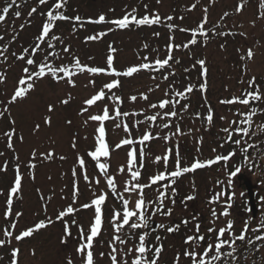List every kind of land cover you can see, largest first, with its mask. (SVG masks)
<instances>
[{"label": "snow or ice", "instance_id": "1", "mask_svg": "<svg viewBox=\"0 0 264 264\" xmlns=\"http://www.w3.org/2000/svg\"><path fill=\"white\" fill-rule=\"evenodd\" d=\"M161 0H157L160 3ZM247 0H239V3L235 6V13L240 14L244 11ZM200 3V0H195L187 9L188 12L195 10ZM215 0H209V4H214ZM39 6H45L46 11L39 14L44 17L39 34L36 35L34 43L25 47L19 54L12 51L9 53V48L18 37V33L14 31L11 39L7 43L0 44V63H7L9 56L15 57L16 60L22 61L23 65L21 69V75L18 77L16 84L10 94L7 91L0 99V120L8 118L10 127L3 132V138L5 139V147L14 153L13 159L15 164V178L11 187L8 190V195L5 201L6 207L4 211V219L10 221L0 230V249H6L11 247L10 260L8 264H21V249L19 247H12L13 240L16 243L24 240L25 238L32 237L35 233L42 229H46L56 221L63 223V236L61 237V243L66 244L68 238L72 237V227L75 226L78 231L76 240L78 241L76 247V254L81 257V264H96L95 253V241L102 234L105 229V208L110 198L116 200L119 204L117 207L115 204L112 207L110 218L107 220V224L111 228V238L107 242L108 251L100 252L99 255L103 258L107 255L110 264H160L162 253L165 251L163 244V237H161L157 230H163L169 234L178 233L181 227L187 228L190 224L194 223V227L189 229L191 234H185L183 240L182 250L175 253L172 264H182V260H187L188 264H246L249 255L252 252H258L261 247H264V243L258 244V242H264V217L258 223L257 227H253L251 220L255 218L254 208L244 207L243 211L248 213L247 218L244 220V227L239 234L235 233L234 224L235 221L229 217L232 216V209L237 198L234 188V179L241 173L242 168L239 166L234 167L233 170L228 172L227 187L222 188L221 191L216 192L208 200L210 206V220L209 226L203 229V223L199 220V217L195 214L191 219L185 217L178 223L173 222L171 224L156 223L155 218L165 217L170 218L174 213V208L177 203L176 197L178 195L177 187L175 186L177 180L187 173H194L198 169L212 166L219 162H224L225 165L237 154L236 150L228 152L227 154H216L214 158L206 161L200 158H194L190 164H183L180 156L179 146L175 150V162L172 170L169 171V161L173 156V149L171 147L166 148L163 155L156 156L153 163L159 165L163 164V171L149 175L146 181H143V170L146 168L145 148L149 142L156 139H164L165 142H169L173 136H183L185 133L181 130L179 124L175 125V131L170 135L159 137L154 135L150 130L151 128L160 127L162 129H168L172 127V119L180 117L182 115L181 109L177 106L180 105L181 100L189 99V94L198 90L202 95L208 91V76L209 66L206 59H196L190 68H185V73H190L197 69L198 66V85H194L189 80L187 86L183 87V90H179L175 82H171L167 85V90L163 92V96L156 103L149 101V93L160 89L161 84L156 83L155 88H149L147 92H140L139 96L131 95L128 97L130 102L135 103L138 99L149 101L148 109L156 110L153 114L147 115L146 110L140 111H122L121 106L124 103L122 95H118L114 90L122 88V80L120 78H131L136 74L144 71L150 73H162L160 79L162 81H169L170 77L176 75L174 70L164 72L165 69H172L173 63L179 64L180 61L173 55L174 51L183 49H190L192 46L202 43L207 46L209 40L212 37H227L234 36L237 33L232 31H218L222 25L220 23L213 24L211 29L206 26L209 23V7L206 5L203 8V17L199 23L193 28L180 27L172 21L179 19L183 21L185 17L183 15L174 17L172 15L161 16L159 12H148V5H144L145 14L138 16V8L133 7L130 11L125 10L124 14L119 18L108 19L105 14L101 13L97 18L91 17L83 18L79 14L69 16L65 14V9L68 5V0H55L50 7L49 0H37ZM13 8L16 9L14 16L20 18L22 13L20 11L21 4L17 0H6L4 6L0 7V23L6 21L7 16ZM260 13L258 19H264V0H260L259 4ZM39 11L38 7L33 6L28 11L27 15L32 17ZM110 11H114L110 9ZM230 13L225 11L220 17V21L229 17ZM68 21L73 23L72 31L75 33L79 28H83L85 24H110L113 28H109L107 31L97 32L85 37V42L101 40L108 32L114 29H129L132 26H153L163 25L167 27L169 31L168 43L166 44L165 55L161 58L157 56L155 59L150 60L148 56L142 57V62L138 64L130 65L123 70H118L115 67V61L118 50L111 44L108 46V54L106 57V66H92L88 63H82L79 56L72 54L71 46L65 45L62 36L57 35L54 29L57 27L58 22ZM255 26V20L253 21ZM25 27L24 24L20 25L21 30ZM242 27V26H241ZM175 31L183 33H190L191 39L186 43L176 44L175 36L172 34ZM240 36H246L244 32L238 33ZM154 36L159 37L160 33H153ZM5 36L0 35V41H4ZM57 42L62 45V48L57 50ZM225 45L221 44L220 48L224 49ZM144 48L147 49L148 45L145 44ZM238 51H241L238 49ZM41 55V59L37 60V55ZM70 59L65 62L66 58ZM255 52L252 48H248L246 52L240 56L242 64V77L240 83H245L243 75H247L249 72L248 62L253 61ZM92 59L91 57L89 58ZM57 61H59L57 63ZM87 73L91 77L98 75H106L114 77L109 82L104 83L98 90H95L89 97L85 98L82 102V107L79 110L80 115L88 114L84 120V124L87 125L89 121L97 122L98 126L95 129L94 134V146L87 151V157L90 158L98 169L99 176L94 179H90L88 175V168L84 156L77 155V164L83 173V179L90 186L92 184L100 185L102 176L106 183L108 191H98L93 193V197L90 202L84 203L77 207V201L80 196V190L78 182L75 180L77 170L74 167L72 169L73 175V191H72V203L67 205L63 210H60L55 215V221L51 217H45L38 222H35L32 226L26 227L24 230L16 233V228L19 223V218L23 215L21 212L13 213L14 199L22 198L19 193L22 190V181L24 179L21 173L22 162L20 157L15 155L16 148L14 140H18L20 143L24 142V135L18 132L16 128V120L12 117L11 106L18 104L28 98L29 94L36 90L37 82L46 78H51L52 81L59 84L64 82L67 86L75 88L76 79L80 74ZM152 80H156V75L151 76ZM7 80V74L5 71H0V84H4ZM247 88L242 89L240 94L233 95L231 98H226L220 101L221 104L234 105L239 104L248 108L247 112H237L235 115L241 116L242 119L227 121L226 117L221 116V120H225L229 127L221 129L225 133L224 143H232L236 146H240L242 139L249 136L251 131V125L253 123V117L257 113H264V109L252 106L255 102H264V90L257 83V78L252 75L247 81ZM87 86H91L96 89V80L89 79ZM71 93H67L63 98L53 99L46 105L47 115H44L41 122H35L32 127V134H38L41 131V123L47 127L52 126V115L56 111L57 105L67 106L72 100ZM205 102L207 103V97L204 95ZM109 103H104V101ZM102 103L103 107L96 114L89 113V109ZM190 105L185 103L181 106L182 111L186 112ZM143 116V120H135L133 126L139 128L141 124H148L149 129L145 130L138 138H133L132 131L127 122V118ZM196 118H200V113H196ZM204 119L209 125L212 124L214 119V110L211 105H207V116ZM166 121L157 125V121ZM107 121H120L115 124L116 128H122L125 133V138L121 139L114 146L110 145L107 140V131L105 122ZM66 124L71 125L72 121L66 120ZM247 124L248 127H242L241 125ZM260 130L264 132V124L260 125ZM238 135L241 138L233 140V135ZM201 137L198 143H202ZM246 144V141H245ZM136 145H139L137 148ZM73 149L77 147V140L74 137L71 143ZM128 147V151L125 154V162L122 163L117 173L110 171V159L114 151L121 148ZM223 147V144L221 145ZM254 147V145H247L246 147H240V153L243 154L244 160L248 161L247 152L248 148ZM199 152L200 149L197 148ZM216 152V149H213ZM5 155L4 152H0V156ZM55 157V153L52 150H46L44 152H38L33 150L30 154V159L27 162V167L32 173L31 178L35 179L34 170L37 167L36 161L52 160ZM66 157L60 156L63 160ZM8 161L5 160L0 165V172H7ZM118 176H126L127 178L121 183ZM218 184L223 182L217 181ZM148 190L154 193V198L149 197ZM193 192H195V184L193 182ZM3 193L0 192V195ZM240 197L243 198L245 193L241 192ZM196 197L194 194L186 195L180 202L184 207H187V201H192ZM41 199H44L41 195ZM51 199L50 197L48 198ZM264 200V198H262ZM169 203L172 207H169ZM219 204L221 206L218 211L214 205ZM81 209L93 210V217L85 230L84 225L80 224L76 219H67L68 217H74L75 214ZM45 212L47 206H44ZM14 216V218H12ZM229 218L222 225L220 224L221 218ZM11 218V219H10ZM203 229V230H202ZM255 233L253 237H249V233ZM153 233L155 235V242L149 243V239ZM213 234L214 237H213ZM239 242V243H238ZM247 245L244 251H241L242 245ZM31 255H35V250ZM4 256L0 255V262L4 261ZM67 264H75L73 257L67 258ZM255 264V262H253ZM264 264V261H262Z\"/></svg>", "mask_w": 264, "mask_h": 264}, {"label": "rangeland", "instance_id": "2", "mask_svg": "<svg viewBox=\"0 0 264 264\" xmlns=\"http://www.w3.org/2000/svg\"><path fill=\"white\" fill-rule=\"evenodd\" d=\"M195 0H161L157 3V0H68V5L71 6L73 16L79 14L83 18L91 17L97 18L99 14L103 13L108 19L119 18L124 14V11L131 10L133 7L138 8V16L145 12L144 5H148L149 10L157 8L155 12H159L161 16L172 15L179 17L183 15L185 19L183 21L176 19L171 23H175L180 27L193 28L195 27L201 18L203 17V8L207 5L209 7V23L206 26L211 29L213 24L220 23L222 27L217 29L218 31H232L237 33L234 36L227 37H212L207 46L202 43L195 45V48L186 49L187 55H182L183 48L176 50L175 54L179 57L180 63L176 65L179 70L184 71L185 68H190L196 59H206L209 66L208 81L210 88L204 95L207 97V103L205 102L204 95L201 92H196L191 96L192 101L187 103V100H181L189 104V109L184 112L181 106L185 103H181L177 107L181 109L182 115L172 119V127L168 129H162L160 127L151 128L150 130L154 135L163 137L170 135L175 131V125L179 124L181 130L185 133L183 136H175L177 139L172 138L169 142H165L164 139H156L148 143L145 148L146 168L143 170V181L147 180V177L158 170L163 171V164H155L152 161L156 156L163 155L166 148H177V145H181L183 150L185 148L190 149L189 156H184L180 153L183 164H190L194 158H200L201 160H208L214 158L216 154H225L227 148L221 146L224 142L225 133L221 129L229 127V124L225 120H221L220 117H226L227 121L240 120L238 115L232 111L233 107L226 104H216L218 99L223 96H230V91L240 87L246 88V81L252 75H255L257 81L264 76V19H258L260 9V0H247L245 9L242 13H235V6L239 3V0H215L214 4H209V0H200L197 8L191 12L187 9ZM38 5V4H37ZM113 9L114 11H110ZM80 10V11H79ZM153 11V10H152ZM229 12L230 16L225 20L220 21V17L223 12ZM15 11H10L6 25L4 24L5 33H9L14 29H21V24H26L31 20V17L27 15L28 12L22 11L20 18L14 16ZM33 26L31 28H23L19 40L23 41V36L30 35L31 39H35L39 34L42 22L44 18H33ZM255 20V26L253 21ZM65 25L67 21L59 22ZM1 24V23H0ZM73 24V23H72ZM89 25V24H88ZM242 26V27H241ZM39 28V31H38ZM109 28H113L110 24H100V26L91 25L81 31L67 35L72 48L71 51L75 52V55L79 56L82 63H88L92 66H106V57L108 54V46L111 44L115 47L117 57L115 61V67L118 70L138 64L142 62V57L148 56L150 60L155 59L157 56L163 57L166 52V44L168 43L169 31L167 27L163 25L149 26H132L129 29H114L108 32L101 40L95 41V43L85 42V37L97 32L107 31ZM159 32L160 36L156 37L153 33ZM244 32L246 36H240L238 33ZM175 36L176 44L186 43L191 39L190 33H183L175 31L172 33ZM147 44L148 48L145 49L144 45ZM224 44V49L220 48V45ZM154 45V52L152 46ZM248 48H252L255 52L253 61L248 62L249 72L247 75H243L245 83H240L242 77V64L240 56L243 52H246ZM240 49L241 51H238ZM77 50V51H76ZM72 52V54H73ZM201 55V57L199 56ZM92 58L91 60L89 58ZM67 61V58L65 62ZM59 62V61H57ZM21 65L23 63L16 62L10 67L12 74L21 71ZM172 70L167 69L165 72ZM147 73V74H146ZM143 75L138 73L133 76V79L124 78L122 80V88L115 89L114 91L118 95H122L124 103L121 106L122 111H140L146 110L147 115L153 114L156 110L148 109L149 101L152 103L158 102L163 96V92L167 90V87L163 88L162 85L166 84V81L161 84V88L149 93V101L138 99L135 103L130 102L128 97L131 95L139 96L140 92H147L149 88H155L156 80H152L153 73L146 72ZM21 74V73H20ZM19 74V75H20ZM190 77L196 79L198 77V66L196 70L191 71ZM18 75V77H19ZM175 77V78H174ZM170 77L168 84L172 82L173 78L177 81V75ZM50 78V77H49ZM46 78L37 83L36 90L31 92L27 99L20 101L16 105L11 106L12 117L16 120V128L18 132L24 135L25 139L23 143L18 140H14L16 152L15 155L20 157L23 169L28 171H22L24 177L22 181V190L19 196L22 198L14 199L13 213L21 212L23 215L19 218V223L16 228V233L24 230L26 227L32 226L35 222H38L45 217H51L55 221V215L58 211L63 210L67 205L72 203V191H73V175L72 169L75 167L77 175L75 180L78 182L80 196L77 201V207L79 205L88 203L93 197L94 192L108 191L104 178L101 176V184L91 186L83 179V173L81 172L77 164V155L84 156L86 165L88 168V175L90 179H94L99 176L98 169L95 163L87 157V151L93 148L95 140V129L98 126L97 122L89 121L87 125L84 124V120L87 113L84 115L79 114V110L82 107V102L85 98L89 97L95 90H98L104 83L109 82L114 77L106 75H98L91 77L87 73H83L75 77L76 87L72 88L67 86L64 82L59 84ZM18 79V78H17ZM89 79L96 80V89L91 86H87ZM264 79V77H263ZM195 81V80H194ZM16 80L9 77L4 84H0V94L7 91L11 93ZM182 90V88H178ZM71 93L72 100L67 106L57 105L55 113L52 115V126L47 127L41 123V131L38 134H32V127L35 122H41L44 115H47L46 105L53 99L63 98L67 93ZM3 96L0 95V99ZM190 98V99H191ZM214 102V104L209 103ZM104 103H111L104 101ZM211 105L214 110V119L211 125L204 126L200 123V119L194 116L193 108L201 110V116H207V110L205 106ZM264 109V104L261 102ZM238 107L242 106L237 104ZM103 107L102 103H98L97 106L89 109V113L96 114L100 108ZM244 107V106H243ZM71 120V125L65 123L66 120ZM143 116H135L127 118V122L132 131L133 138H138L145 130L149 129L148 124H141L139 128L133 126L135 120H143ZM120 121H107L105 127L107 131V140L110 145L114 146L121 139L125 138V133L122 128H116L115 124ZM166 121H157V125ZM10 127L8 118L0 120V152H4L5 155L0 156V165L5 160L8 161L7 172H0V230L4 228L10 221L4 219L5 201L8 195V190L12 185L15 178V164L13 159L14 153L5 147V139L3 138V132ZM219 136L220 138H218ZM77 140V147L72 148L71 143L73 138ZM203 138L202 143H198L200 138ZM138 148L139 145H136ZM197 148L200 151H197ZM38 152H44L46 150H52L55 153V157L52 160L36 161L37 167L34 170L35 179L31 178L32 173L27 167V162L30 159V154L33 150ZM216 149V152H213ZM128 151V147L121 148L114 151L110 159V171L117 173L119 166L125 162V154ZM175 150H173V156L169 161L168 170L171 171L175 162ZM180 151V150H179ZM60 156L66 157L61 160ZM232 158L227 165L224 162H219L209 167L196 170L194 173L185 174L177 180V190L181 195V201L188 194H194L195 199L187 201V207L181 203L175 205L174 213L172 217H156V223H167L172 219L181 220L182 218H189L193 216L192 211L199 217V220L203 223V229L209 226L210 220V206L208 200L216 192L227 187L228 172L230 164L233 163ZM248 174V172H247ZM239 176V174H238ZM238 176L234 179V188H232L236 194V201L241 202L240 193L243 190L239 187ZM126 176H118L119 181L122 183ZM217 181L223 182L218 184ZM193 182L195 184V192H193ZM259 187V186H258ZM256 186V188H258ZM244 193V192H243ZM43 195L44 199H41ZM148 195L154 198V193L148 190ZM51 198L50 200L48 198ZM119 207L116 200L110 198L105 208V229L102 234L95 241V253L96 264H110V261L105 255L100 257V252L107 253V242L111 238V228L107 224V220L110 218L113 205ZM47 206L45 212L44 206ZM169 207L172 205L169 203ZM219 211L221 206L219 204L214 205ZM235 223L239 222V219L245 218L242 212H238L236 209H232ZM94 213L92 209H81L74 217H68L67 219H76L80 224L84 225L85 230L93 217ZM239 216V217H238ZM14 218V216L12 217ZM11 219V218H10ZM225 218L222 217L220 224L222 225ZM238 224V223H237ZM242 226V225H241ZM194 227V223L190 224L188 228H183L179 233H175L172 237L167 232L159 230L158 233L164 235L163 244L165 251L162 253L160 264L166 260L168 264H172L175 253L182 250L183 240L185 234H191L189 229ZM244 227V224H243ZM202 229V230H203ZM72 237L68 238L66 244L61 243V237L63 236V224L56 221L46 229H42L35 233L30 240L20 241L16 243L13 240L12 247H19L21 249V264H67V258L73 257L75 264H81V257L76 254V247L78 241V231L75 226L72 227ZM161 235V237H163ZM215 234H213L214 237ZM155 237V236H154ZM2 238V236H0ZM35 250V255H31ZM11 247L6 249H0V255L4 256V261L0 264H8L10 260ZM182 264H188L187 260H182Z\"/></svg>", "mask_w": 264, "mask_h": 264}, {"label": "trees", "instance_id": "3", "mask_svg": "<svg viewBox=\"0 0 264 264\" xmlns=\"http://www.w3.org/2000/svg\"><path fill=\"white\" fill-rule=\"evenodd\" d=\"M17 2L19 4H21V8H20L21 12L22 11L28 12L30 10V8L33 6H36L39 9V11L31 17V20L27 21V23H26L27 25L24 27L25 30H26V28H31L33 26L32 24H33V20H34L33 18L34 17L43 18V16H41L39 13L46 11V7L37 5V0H17ZM5 3H6V0H0V7L4 6ZM52 3H55V0H49V5L47 7H50ZM10 11H16V9L13 8ZM65 14L71 16L73 14L72 9L71 8L65 9ZM3 25H4V22L0 24V35L5 36V30L3 29L4 28ZM66 30H67L66 24L62 25L58 22L57 27L55 28L54 31L57 35H60L63 37L65 45H70V42L68 40L69 36H64V33L66 32ZM14 31L17 33L16 30H14ZM14 31H13V33H14ZM13 33H12V35H13ZM11 36L9 39H6L7 37L5 36V40L0 41V44L7 43L8 40L11 39ZM18 36H19V34H18ZM24 38H25L24 43H22L20 45L18 43V39H16V41L11 44V46L9 48V53H11L12 51H15V52H17V54H19L23 48L29 47L34 43L33 39H30L28 35L24 36ZM61 48H62V45H60L57 42V50L59 51ZM71 50H72V48H71ZM36 58L39 61L41 59V55L38 54ZM16 62H18V61L15 59V57L9 56V60L7 63H0V71H5L7 74V78H9L10 77V71H9L7 66H11L12 64L14 65V63H16ZM258 84L261 86L262 90H264V82L260 81ZM233 95H235V93ZM233 95H230L227 97L231 98ZM227 97L222 95L220 97V101L223 99H226ZM212 103H214V102H212ZM252 106L260 108L262 106V104H261V102H255ZM237 107L238 106L236 104H234L232 111L235 113L248 111L247 107H245V109H241V110ZM240 118L242 119V117H240ZM262 124H264V113L258 112L257 115H255L253 117V123L251 125V131H250L249 136L244 137L242 139V143L239 147L232 144V143H229L228 144V152L232 151L233 149L236 150L237 154L234 156L235 165L238 166L239 164H243L245 170L246 169L249 170L251 173V176L254 179L255 178L259 179L262 182V189H263V193H264V132H262L260 130V127H259ZM241 126L242 127H248L247 124H244ZM240 138L241 137L238 135H235V134L233 135V140L240 139ZM245 141H246V144H245ZM247 145H254V147L248 148L247 155H248V157H250V159L248 161H245L243 154L240 153V147H246ZM239 233H240V231L236 230V234H239ZM248 235H249V237H253L255 235V233L250 232ZM258 243H260V242H258ZM246 247H247L246 244L242 245L241 251L243 252ZM261 248H264V247H261ZM262 261H264V254H262L261 249H260L258 252H252L251 253V258H250V260L249 259L247 260L246 264H253V262H255V264H262Z\"/></svg>", "mask_w": 264, "mask_h": 264}, {"label": "water", "instance_id": "4", "mask_svg": "<svg viewBox=\"0 0 264 264\" xmlns=\"http://www.w3.org/2000/svg\"><path fill=\"white\" fill-rule=\"evenodd\" d=\"M247 190H248V195H249V197H250V202H251V208H254V210H255V203H254V200H253V192H252V190H251V188H250V183L249 182H247ZM255 214H256V210H255Z\"/></svg>", "mask_w": 264, "mask_h": 264}, {"label": "flooded vegetation", "instance_id": "5", "mask_svg": "<svg viewBox=\"0 0 264 264\" xmlns=\"http://www.w3.org/2000/svg\"><path fill=\"white\" fill-rule=\"evenodd\" d=\"M179 199H180V196L179 195H177V197H176V200H177V204H179ZM180 205V204H179ZM195 212L194 211H192V214H194ZM174 221H175V219H174ZM171 235H175V234H171Z\"/></svg>", "mask_w": 264, "mask_h": 264}]
</instances>
